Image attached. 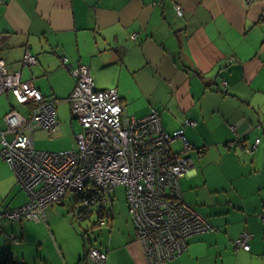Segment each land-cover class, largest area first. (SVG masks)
Here are the masks:
<instances>
[{"label":"crops","instance_id":"1","mask_svg":"<svg viewBox=\"0 0 264 264\" xmlns=\"http://www.w3.org/2000/svg\"><path fill=\"white\" fill-rule=\"evenodd\" d=\"M0 1V59L10 71H20L22 80L47 98L68 99L75 80L63 63L67 57L72 66L88 67L96 88L117 89L125 108L133 101L130 92L137 93L134 86L146 91L147 107L133 111L137 117L158 110L165 131L183 129L195 147L189 153L194 167L180 180L182 195L212 228L191 235L187 249L168 264H264V0ZM27 51L36 65L24 64ZM125 80L134 86L124 87ZM2 95L5 131L4 116L16 104L12 93ZM59 123L53 137L63 133ZM257 138V148L248 153ZM179 143L170 144L173 152L178 153L173 145L182 152ZM2 160L0 212L29 199ZM16 223L2 224L0 253L8 251L23 264L42 263L29 227L18 231ZM115 223L113 216L105 239L101 230L100 244L93 245L106 253L105 264H146L130 212L124 226ZM36 224L48 236V223ZM244 233L250 249H236L232 242ZM61 258L71 264L66 253ZM78 264L98 263L89 257Z\"/></svg>","mask_w":264,"mask_h":264},{"label":"built area","instance_id":"2","mask_svg":"<svg viewBox=\"0 0 264 264\" xmlns=\"http://www.w3.org/2000/svg\"><path fill=\"white\" fill-rule=\"evenodd\" d=\"M177 12L181 14L179 7ZM23 61L33 66L38 59L27 51ZM63 63L76 80L67 101L81 131L76 135V149L44 151L30 146L26 132L42 128L56 136L60 131L58 100L45 97L31 81L22 80L20 71H10L0 59V95L10 92L19 104L30 107L28 114L10 110L4 116L7 128L0 131L2 158L29 196L27 203L0 212V232L4 220L47 222L50 204L75 198L89 214L101 210L100 224L107 225L112 219L114 190L123 185L146 264H168L187 249L191 235L212 228L182 195L180 180L194 167L186 153L195 147L183 129L169 135L158 110L142 118L130 116L117 89H98L87 66H72L67 57ZM7 134L14 137L8 139ZM175 140L184 145L180 153L171 150ZM260 141L257 138L247 152L253 153ZM249 238L244 233L233 246L249 250ZM9 239L20 243L12 236ZM89 256L101 263L107 259L105 252L95 248Z\"/></svg>","mask_w":264,"mask_h":264},{"label":"rangeland","instance_id":"3","mask_svg":"<svg viewBox=\"0 0 264 264\" xmlns=\"http://www.w3.org/2000/svg\"><path fill=\"white\" fill-rule=\"evenodd\" d=\"M96 62H99V60H96ZM99 64L103 68V56L101 57V63L99 62ZM127 76V79H130L131 81V76L128 75V73ZM123 86H128L131 89V86L134 85H131V83H127V81L125 80L123 81ZM134 87L136 88L137 93L130 92L131 94H134L132 99L133 101L127 106L126 112L130 116L137 117L141 116V114L133 111H136L137 109L142 111L143 109H145L144 107H147L148 98L146 96V91L137 86ZM106 89H110V87H107ZM11 98L16 104L14 108L16 107V109L22 113L25 112L24 114H28L30 112V109L27 108L28 105L19 104L16 99H14L10 95V99ZM57 100L58 118L62 124L63 133H61V135L59 134L57 137H53L52 135H49L44 129L27 131L26 133L29 137L30 146L35 150L59 151L68 148H77L75 134L79 130V123L77 122V119H75L76 121L72 119L71 106L67 101V98ZM73 121H75L77 124H72ZM13 137L14 135L12 134L9 139H12ZM175 141L180 142V147L182 145L183 150V143L180 140ZM172 148L174 150L178 149V153L181 152L179 151L180 148L178 145H173ZM189 153L190 152H187L186 155H188ZM0 159L2 160L1 155ZM6 166L10 169V166L8 164H6ZM10 171L12 172V169H10ZM22 194L25 195L26 193L24 192ZM113 194L114 200L112 202V206H110V209L113 211V216L116 220L114 227L116 226L117 228H121V226H124V222H126V220L129 218V209L125 186H117ZM83 209V203L78 201L77 198L71 200L66 199L63 201V204H50L47 209L48 228L45 226V224H43L44 230L47 232L48 236H46V233L44 231L37 228L38 224H36L35 222L24 221L16 223L18 231L20 229H23V227H25L26 225L29 227L30 233L32 232V239L36 241L39 249L43 251L44 256L42 257L44 258L41 259L42 263L39 261H35L34 263V261H32V264H64L61 257L65 253L68 255V260L71 264H78L80 262V259L84 257L85 250L90 251L93 245L100 244V240H102V237L100 236L101 230H103L104 232L103 239H105L104 236L109 226L96 224L98 222V217L96 214L90 215L89 218L80 217L79 213ZM55 242L58 245L57 247H59L58 250L59 255L61 253V257H57L58 255L56 252V248L54 247ZM8 243L12 244L9 241ZM14 247L16 246L13 243V248ZM34 249H36V247ZM1 255L2 254H0V256ZM46 259L49 261H47ZM19 263L23 264L22 261Z\"/></svg>","mask_w":264,"mask_h":264},{"label":"trees","instance_id":"4","mask_svg":"<svg viewBox=\"0 0 264 264\" xmlns=\"http://www.w3.org/2000/svg\"><path fill=\"white\" fill-rule=\"evenodd\" d=\"M8 93V92H7ZM46 97V96H45ZM1 149H2V144H1V136H0V152H1ZM2 157V156H1ZM7 162V161H6ZM8 163V162H7ZM10 166V165H9ZM11 167V166H10ZM14 172V171H13ZM15 174V173H14ZM15 177H16V175H15ZM16 179H17V177H16ZM17 181H18V179H17ZM18 183L20 184V182L18 181ZM21 185V184H20ZM22 190H24L23 188H22ZM25 191V190H24ZM26 192V191H25ZM27 193V192H26ZM28 201H29V199H28ZM27 201V202H28ZM26 202V203H27ZM112 206V205H111ZM11 208H14V207H11ZM112 211V210H111ZM94 214H96L97 215V217H98V222L96 223V224H98V225H101L100 224V221H101V219L103 218V212L101 211V210H99L98 212H96V213H94ZM90 215H92V214H89V213H87V211H85L84 209L83 210H81L80 211V213H79V216L80 217H82V218H86V217H90ZM112 218H113V214H112ZM112 220V219H111ZM5 221V220H4ZM4 221H3V223H4ZM16 222H24V221H16ZM111 222V221H110ZM110 222L108 223V225L110 224ZM2 223V224H3ZM12 242V241H11ZM19 244H21V241H20V243ZM93 248H95V247H91V249H90V251L93 249ZM95 249H99V250H101L100 248H95ZM90 251H86L85 250V254H84V257H82L81 259H80V262L82 261V260H87L90 256H89V252ZM102 251V250H101ZM0 254H2L1 256H0V264H20L12 255H11V253H9L8 251H1V253ZM91 258V257H90ZM91 259H93V258H91ZM94 260V259H93ZM95 261V260H94ZM96 263H98V264H105V263H101V262H97V261H95Z\"/></svg>","mask_w":264,"mask_h":264},{"label":"bare ground","instance_id":"5","mask_svg":"<svg viewBox=\"0 0 264 264\" xmlns=\"http://www.w3.org/2000/svg\"><path fill=\"white\" fill-rule=\"evenodd\" d=\"M0 155L2 156V154L0 153Z\"/></svg>","mask_w":264,"mask_h":264}]
</instances>
